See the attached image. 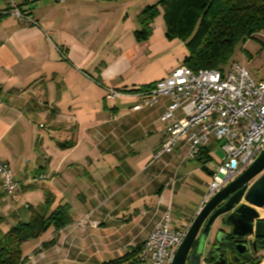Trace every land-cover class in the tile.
I'll return each instance as SVG.
<instances>
[{"label":"crops","instance_id":"0c3cea01","mask_svg":"<svg viewBox=\"0 0 264 264\" xmlns=\"http://www.w3.org/2000/svg\"><path fill=\"white\" fill-rule=\"evenodd\" d=\"M161 1L0 0V158L18 183L8 196L0 178V227L61 206L73 221L25 243V264H115L168 211L182 227L206 202L221 146L191 159L182 139L156 160L171 99L146 105L138 95L190 55L167 36L162 5L139 37L143 12ZM107 89L122 94L107 99ZM140 256L118 264H142Z\"/></svg>","mask_w":264,"mask_h":264},{"label":"built area","instance_id":"2783aa9c","mask_svg":"<svg viewBox=\"0 0 264 264\" xmlns=\"http://www.w3.org/2000/svg\"><path fill=\"white\" fill-rule=\"evenodd\" d=\"M15 15L38 26L19 10ZM121 94L114 89L106 90L107 99ZM138 95L146 97V105L156 104L161 97L171 99L162 118L167 124V138L155 155L156 160L172 152L182 139L189 143L188 157L191 159L198 158L212 141L221 146L224 157L212 171V183L204 205L264 151V80L255 79L239 62L231 63L228 68L199 71L182 64ZM141 108L138 105L134 109ZM178 111L182 112L180 118L176 117ZM0 175L4 193L13 196L18 183L11 166L1 158ZM84 222L85 219L81 221ZM190 227L191 223L182 227L175 225L168 211L144 242L141 263L173 264Z\"/></svg>","mask_w":264,"mask_h":264},{"label":"trees","instance_id":"16d2710c","mask_svg":"<svg viewBox=\"0 0 264 264\" xmlns=\"http://www.w3.org/2000/svg\"><path fill=\"white\" fill-rule=\"evenodd\" d=\"M159 5L165 9L167 36L186 43L190 55L183 65L194 71L227 68L238 62L233 59L238 45L256 35H264V0H162L143 12L147 28L139 32L140 38L150 35L149 24L158 14ZM72 222L66 206H61L52 212L33 210L27 223L16 219L10 228L0 227V264H25V243L40 238L51 227L60 232ZM56 242L54 239L44 244L43 249ZM141 251L139 246L115 264L125 263Z\"/></svg>","mask_w":264,"mask_h":264},{"label":"water","instance_id":"95a60500","mask_svg":"<svg viewBox=\"0 0 264 264\" xmlns=\"http://www.w3.org/2000/svg\"><path fill=\"white\" fill-rule=\"evenodd\" d=\"M262 209L264 151L200 209L173 264H264V258L255 263L249 259L250 245L257 254L258 240L264 239Z\"/></svg>","mask_w":264,"mask_h":264},{"label":"rangeland","instance_id":"374dc122","mask_svg":"<svg viewBox=\"0 0 264 264\" xmlns=\"http://www.w3.org/2000/svg\"><path fill=\"white\" fill-rule=\"evenodd\" d=\"M233 59L243 65L255 79L264 80V35H256L244 44L238 45L235 49ZM217 157L222 160L224 152L217 150ZM217 166L218 164L214 163V168ZM0 178L2 183L1 175Z\"/></svg>","mask_w":264,"mask_h":264},{"label":"flooded vegetation","instance_id":"af4514ba","mask_svg":"<svg viewBox=\"0 0 264 264\" xmlns=\"http://www.w3.org/2000/svg\"><path fill=\"white\" fill-rule=\"evenodd\" d=\"M257 248H258L259 252L257 254H254L253 247H251V245H250V249H251L250 254H252V255L250 256L249 259H251L253 262L254 261L256 262L259 259H261V258L263 259L264 258L263 254H262L264 252V239L263 240H258ZM221 251L224 252V253H227V249H226V247L224 245H222ZM226 257H227V255H226Z\"/></svg>","mask_w":264,"mask_h":264}]
</instances>
